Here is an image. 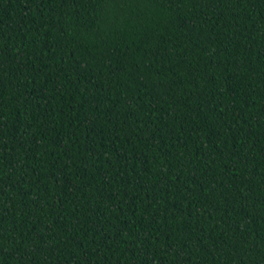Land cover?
<instances>
[{
    "label": "trees",
    "instance_id": "16d2710c",
    "mask_svg": "<svg viewBox=\"0 0 264 264\" xmlns=\"http://www.w3.org/2000/svg\"><path fill=\"white\" fill-rule=\"evenodd\" d=\"M0 264H264V0H0Z\"/></svg>",
    "mask_w": 264,
    "mask_h": 264
}]
</instances>
